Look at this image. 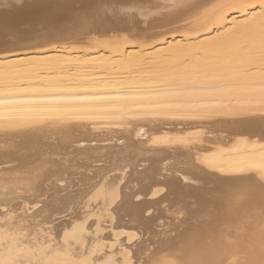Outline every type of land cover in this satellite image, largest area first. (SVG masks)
Listing matches in <instances>:
<instances>
[{"label": "bare ground", "instance_id": "6f19581e", "mask_svg": "<svg viewBox=\"0 0 264 264\" xmlns=\"http://www.w3.org/2000/svg\"><path fill=\"white\" fill-rule=\"evenodd\" d=\"M263 111L264 0H0V264H264Z\"/></svg>", "mask_w": 264, "mask_h": 264}, {"label": "rangeland", "instance_id": "374dc122", "mask_svg": "<svg viewBox=\"0 0 264 264\" xmlns=\"http://www.w3.org/2000/svg\"><path fill=\"white\" fill-rule=\"evenodd\" d=\"M263 113H264V111H263ZM219 135H224V134L221 131H216L215 129H212V128H205V129H203L202 133L196 135V138L191 139V143H192L191 146H194L196 148H200L205 144V142H209V141L213 142V140L216 139L217 136H219ZM228 139H230L229 136L224 138L223 140H228ZM199 142H203V143H199ZM125 234H128V232L124 233L123 236ZM139 238H140V236L137 235L135 237L134 241H136ZM120 239H121V237H115L114 238V240H119V241H120Z\"/></svg>", "mask_w": 264, "mask_h": 264}]
</instances>
